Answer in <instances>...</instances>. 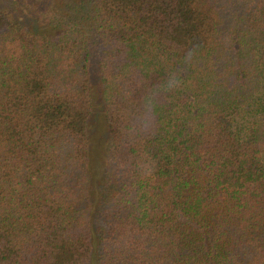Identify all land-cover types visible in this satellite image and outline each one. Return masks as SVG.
<instances>
[{
  "label": "trees",
  "instance_id": "obj_1",
  "mask_svg": "<svg viewBox=\"0 0 264 264\" xmlns=\"http://www.w3.org/2000/svg\"><path fill=\"white\" fill-rule=\"evenodd\" d=\"M19 3L0 264H264V0H47L31 28Z\"/></svg>",
  "mask_w": 264,
  "mask_h": 264
},
{
  "label": "rangeland",
  "instance_id": "obj_2",
  "mask_svg": "<svg viewBox=\"0 0 264 264\" xmlns=\"http://www.w3.org/2000/svg\"><path fill=\"white\" fill-rule=\"evenodd\" d=\"M45 1L47 0H19V11L16 13V16L23 18L26 25L31 28V22L35 23L36 17L33 5L43 7ZM93 110L87 125L91 139V155L95 162H101L103 154L102 120L95 105L93 106Z\"/></svg>",
  "mask_w": 264,
  "mask_h": 264
}]
</instances>
